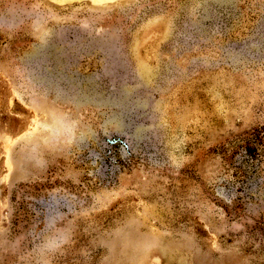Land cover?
I'll use <instances>...</instances> for the list:
<instances>
[{
    "label": "rangeland",
    "instance_id": "374dc122",
    "mask_svg": "<svg viewBox=\"0 0 264 264\" xmlns=\"http://www.w3.org/2000/svg\"><path fill=\"white\" fill-rule=\"evenodd\" d=\"M0 264H264V0H0Z\"/></svg>",
    "mask_w": 264,
    "mask_h": 264
},
{
    "label": "bare ground",
    "instance_id": "6f19581e",
    "mask_svg": "<svg viewBox=\"0 0 264 264\" xmlns=\"http://www.w3.org/2000/svg\"><path fill=\"white\" fill-rule=\"evenodd\" d=\"M91 1L94 2V3H98V2H102L104 0H91Z\"/></svg>",
    "mask_w": 264,
    "mask_h": 264
}]
</instances>
